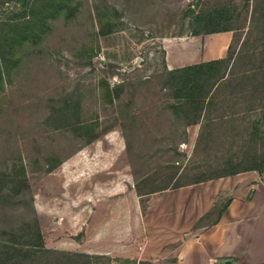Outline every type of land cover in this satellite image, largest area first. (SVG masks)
I'll list each match as a JSON object with an SVG mask.
<instances>
[{
    "label": "rangeland",
    "instance_id": "374dc122",
    "mask_svg": "<svg viewBox=\"0 0 264 264\" xmlns=\"http://www.w3.org/2000/svg\"><path fill=\"white\" fill-rule=\"evenodd\" d=\"M49 1L0 0V40L11 43L0 79V240L26 239L37 217L44 249L27 247L28 264H176L195 232L184 231L183 204H169L175 185L264 169V0ZM225 24L236 28L233 70L250 68L245 91L215 92L225 112L211 122H193L195 105L163 110L180 100L164 72L203 62L201 40ZM231 193L194 230L212 226Z\"/></svg>",
    "mask_w": 264,
    "mask_h": 264
},
{
    "label": "crops",
    "instance_id": "0c3cea01",
    "mask_svg": "<svg viewBox=\"0 0 264 264\" xmlns=\"http://www.w3.org/2000/svg\"><path fill=\"white\" fill-rule=\"evenodd\" d=\"M210 37L201 40V63L226 57L233 33L217 32ZM179 51L184 54L182 48ZM188 65L179 61L176 68ZM227 179L230 182L226 184L217 179L184 186L170 197L169 204H183V218L190 219L184 231L195 232L182 247L176 264H187L189 258L194 259L193 264H264V171L251 170ZM226 190L232 192V198L221 218L210 227L194 230L197 221L215 205L216 196Z\"/></svg>",
    "mask_w": 264,
    "mask_h": 264
},
{
    "label": "trees",
    "instance_id": "16d2710c",
    "mask_svg": "<svg viewBox=\"0 0 264 264\" xmlns=\"http://www.w3.org/2000/svg\"><path fill=\"white\" fill-rule=\"evenodd\" d=\"M57 2L58 0H51L47 2V5L51 7V5H57ZM47 5H45V8ZM229 12L230 10L227 9H222L219 12L221 14V17H224L225 23H228L232 18L229 15L223 16L224 14ZM200 15L201 17L203 16V14ZM217 22L218 21H215L214 23L216 24ZM227 25L228 24H225L222 27H218V29H213L208 32H225L230 30L231 31L236 30V28L231 27L232 25H228V26ZM6 41L3 42L2 40H0V79L1 77L4 76L5 74L4 72H8L11 67V58L9 57L11 55V52L9 51L10 49L8 47L9 45H11V43L9 41L7 42ZM239 53L240 52L237 53L234 52L233 42H232V44L228 48L227 56L224 58L209 62H204L196 65L176 68L172 70L167 69L164 72L165 74L164 76L166 77L164 79L165 80L164 89L170 88V89L178 90L176 92V97H178V99H180L181 101L177 100V102L174 104H171L169 102L166 105V107L163 106V110L170 111L171 109L174 115L181 116V114H183V108L185 106L195 105L198 108L200 114H198L197 119L194 118L195 120L193 122L196 123L211 122L212 120L210 118L211 117L210 114L212 113V111H215L216 109L219 110V108L221 110L225 107V101L217 102L216 99L213 97L215 92H217L216 94H219V96H223V97L226 95L227 92L229 98L235 99L237 97L236 95L239 92L245 91V88H243L244 86L242 85L241 81L249 78V73L247 71H250L249 70L250 68L244 71L242 70L243 72H236L233 70L236 64L237 56H239ZM238 82H241V84ZM117 87L121 88L123 86L118 85ZM206 112L209 113V118H206ZM224 112H225V108L221 113ZM234 114L236 115L238 113L234 112ZM96 126L97 124L88 125L81 123L80 125H78V129L91 130V129H95ZM52 164L53 165L51 168L58 166L59 162H54ZM251 170H257V169L247 168L243 171H238L237 169L233 168V170L229 171L223 176H229V175L232 176ZM257 171H264V169ZM204 177L205 176L203 175V177L197 178L196 181L192 183H201L205 181ZM218 177H222V176H218ZM184 186L186 185L180 183L175 185L176 188H181ZM230 201L228 202L227 206L229 205ZM227 206L221 212L217 221L221 218V216L227 209ZM217 221H215L214 224L217 223ZM33 223H34V233L29 234L27 236L24 234L23 236L27 237L26 239L21 240V238H17V235L12 234L10 237L11 239L5 241L0 240V264H28L26 262V258H27V254L30 251L28 250L27 247L44 249L41 228L37 220V217H34L31 222H27L26 224L31 225ZM7 232L8 231L4 230V232L2 233L7 234ZM79 255L82 257L86 256L89 259L92 258L87 254L80 253ZM35 262L37 261L35 260ZM134 264H152V263L140 260V261H136Z\"/></svg>",
    "mask_w": 264,
    "mask_h": 264
}]
</instances>
